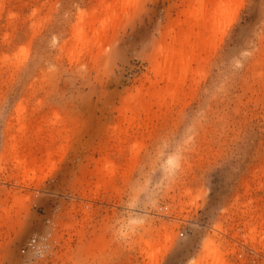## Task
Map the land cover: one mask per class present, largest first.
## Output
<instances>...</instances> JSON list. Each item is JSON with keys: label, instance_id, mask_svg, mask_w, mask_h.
Masks as SVG:
<instances>
[{"label": "rangeland", "instance_id": "rangeland-1", "mask_svg": "<svg viewBox=\"0 0 264 264\" xmlns=\"http://www.w3.org/2000/svg\"><path fill=\"white\" fill-rule=\"evenodd\" d=\"M210 1L0 0V264H264V0Z\"/></svg>", "mask_w": 264, "mask_h": 264}, {"label": "bare ground", "instance_id": "bare-ground-1", "mask_svg": "<svg viewBox=\"0 0 264 264\" xmlns=\"http://www.w3.org/2000/svg\"><path fill=\"white\" fill-rule=\"evenodd\" d=\"M130 1L131 0H122V5H124V4L126 5L127 3L129 4ZM209 1L210 0H195V7L192 10V14L195 16V18H199L201 16L202 18L200 17L199 19H201V20L202 19H205L206 16L203 17V12H204V9L203 8H204V6L206 7V4L205 3L206 2H209ZM235 1L236 0H213L212 3L210 1V3L212 4V7H211V10L209 12V15H210L209 16V19H207L209 21L210 26H212L214 28L222 19L227 18L228 15H229V13L232 11V9L234 7ZM103 21H105V20L102 19V21H100V22L103 23ZM100 25H101V23H100ZM80 27H78V28H80ZM82 29H83V27L81 29H79L78 31H83ZM95 32H96V30H95ZM82 33H81V35H82ZM75 35H77V34H75ZM83 35H85V33H83ZM83 35H82V37H83ZM78 36H79V34H78ZM79 38H80V36H79ZM79 38H77V39L79 40ZM86 39L87 38H83V40H86ZM179 47H180V45H179ZM168 49H170V48H168ZM178 49L179 48H176V50H175V48L173 47L172 50H168V51H171L172 53H173V51L174 52H177L176 56L179 57V58L173 59L174 56H173L172 53H170V55L167 54V55L164 56V58L165 57L166 58H165V62H164V66L163 67H166L165 68V71L167 73V76L170 75V73H171V71L169 69H167L168 67L174 66L175 63H177V61H179V60H183L184 63H185V56H187V53L186 52H183V48L182 49L180 48L179 49L180 51ZM207 256H208V258L209 257L211 258L210 260H212L211 261L212 263L219 262V260H220L219 254L216 252V249H214V247H208V254H207Z\"/></svg>", "mask_w": 264, "mask_h": 264}]
</instances>
